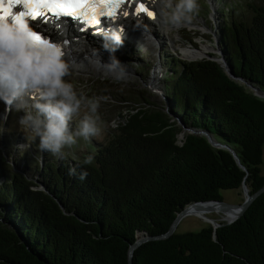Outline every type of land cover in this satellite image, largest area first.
Returning <instances> with one entry per match:
<instances>
[{
    "label": "trees",
    "instance_id": "obj_1",
    "mask_svg": "<svg viewBox=\"0 0 264 264\" xmlns=\"http://www.w3.org/2000/svg\"><path fill=\"white\" fill-rule=\"evenodd\" d=\"M240 3H223L220 44L235 77L264 91V0ZM164 67L171 112L185 126L206 130L229 146L245 170L230 150L213 147L203 135L188 134L181 144L179 123L137 98L138 106L119 113L104 142H77L83 146L78 156L60 160L51 153L43 158L47 151L14 152L15 163H24L18 171L12 164L5 169L0 160V264H128L139 232L164 235L192 203L223 200L222 191L244 183L250 194L264 186V99L212 60L170 56ZM133 259L264 264V193L236 222L176 231L143 244Z\"/></svg>",
    "mask_w": 264,
    "mask_h": 264
},
{
    "label": "rangeland",
    "instance_id": "obj_2",
    "mask_svg": "<svg viewBox=\"0 0 264 264\" xmlns=\"http://www.w3.org/2000/svg\"><path fill=\"white\" fill-rule=\"evenodd\" d=\"M224 1L199 0L200 9L194 19L189 24L182 26L179 30H172L166 34L159 28L158 16H156L157 19H149L143 13L139 21L136 16L134 19L138 21L141 29L136 28L131 30L136 34V37L138 36V39L134 36H128L126 33L123 44L114 53L117 55L121 64L125 65L129 71V76L124 80H116L115 76L111 73L100 70V66H97V64L86 70L72 67L67 78L70 79L75 88L83 92L86 97L98 98L99 100L100 106L97 115L100 118L98 125L102 131L99 136L90 138V141L97 144L104 142L107 129L117 127L118 121H120L119 113L126 115V112L132 109L131 107L138 106L135 104L138 103L137 98L140 99L143 97L154 105L172 113L166 100L169 97L167 98L164 92V75L169 70L164 67V60L165 58L173 56L175 59L181 61L193 62L201 60L208 54H212L217 59H222L223 50L220 44L219 29L222 15L221 10L226 7L223 4ZM239 1H241L239 6L244 4L243 0H238V3ZM239 6L238 8L242 10L243 7ZM143 15H145L146 19ZM125 26L127 25L125 24ZM57 37L62 39L61 36L59 37V34H57ZM79 42H81L77 44L79 47L87 48L91 52L96 51V48H98L96 45L100 43L91 40L87 45L85 44L84 38H81ZM205 48L207 51L203 55L196 57L191 55L192 52H205ZM101 49L103 48L101 47ZM96 52L101 55H99L100 57L94 58L98 60L100 58L105 63L110 62L108 51L103 49L102 51L98 50ZM221 65L226 68L222 61ZM128 93L129 95H127ZM33 94L26 96V98H32L30 100L32 104L29 107L26 106L28 103L24 101L19 103H22L26 107L17 106V104L13 105L14 102L6 103L0 99V160L5 161H3L5 169H8L6 164H12L14 171L23 169L24 163L21 162L19 165L15 163L12 154L14 152L17 155H20L21 151L26 152L28 150L38 152L41 155L45 152L37 147L39 145V138L33 131V126L42 119L35 108L38 97L35 93ZM112 96L119 98V101L116 99L113 100ZM121 98H125L128 103L123 102ZM26 101L28 102L29 100L26 99ZM88 112L87 103L82 104L80 110L73 115L70 121V128L73 131L77 129L79 121ZM26 116L31 117V119L22 122V118ZM81 139L83 138L78 137L77 142H83ZM82 150L83 146L79 143L66 148L64 160H69V153H74L78 156ZM46 153L50 152H45L43 158L45 156L47 157ZM262 172L264 173V151ZM221 194L223 201L230 204L239 205L246 198L243 188L222 191ZM207 218L219 223L229 222L226 220L225 213L209 211L205 212L204 215L192 214L184 217L178 224L176 231L179 233L198 232L202 228L211 225Z\"/></svg>",
    "mask_w": 264,
    "mask_h": 264
},
{
    "label": "clouds",
    "instance_id": "obj_3",
    "mask_svg": "<svg viewBox=\"0 0 264 264\" xmlns=\"http://www.w3.org/2000/svg\"><path fill=\"white\" fill-rule=\"evenodd\" d=\"M158 4V24L165 34L189 24L200 9L199 0H158ZM34 32L30 20L19 12L0 17V99L18 104L35 93L38 97L35 108L42 118L33 126L39 148L64 159L65 149L76 144L78 137L89 140L101 134L99 100L86 97L67 78L73 65L59 44L46 39L37 42ZM125 35L113 25L101 34L102 48L114 54ZM98 63L113 72L118 81L129 76L126 66L115 55L110 56L109 63H102L100 58ZM85 103L89 112L73 131L70 121ZM29 119L26 116L22 122ZM91 159L88 157V161ZM86 176L85 171L80 179Z\"/></svg>",
    "mask_w": 264,
    "mask_h": 264
},
{
    "label": "snow or ice",
    "instance_id": "obj_4",
    "mask_svg": "<svg viewBox=\"0 0 264 264\" xmlns=\"http://www.w3.org/2000/svg\"><path fill=\"white\" fill-rule=\"evenodd\" d=\"M134 0H0V17L7 16L13 12V9L18 5H22L20 15L36 21L41 18L40 22L45 23L48 20V14L59 19L61 17H73L82 23H86L89 27H95L102 24V18L109 22H114L118 10L122 6L132 8ZM141 13L146 14L148 18L154 19L155 12L151 11L148 6L141 0L134 8V14L140 16ZM129 12L124 11L123 16L128 17ZM33 28L37 25L33 24ZM125 27L120 26V31H124ZM96 31H102L97 28ZM34 38L37 42L41 40H49L45 35H42L37 28L34 32ZM67 40L63 44H68Z\"/></svg>",
    "mask_w": 264,
    "mask_h": 264
},
{
    "label": "water",
    "instance_id": "obj_5",
    "mask_svg": "<svg viewBox=\"0 0 264 264\" xmlns=\"http://www.w3.org/2000/svg\"><path fill=\"white\" fill-rule=\"evenodd\" d=\"M221 53V51H220ZM203 59H207V60H212L214 62H217L218 64L221 65V61L225 64L226 68H224L222 65L221 67L224 69V72L229 76V78L241 82L243 81L240 78H236L235 75L233 74V72L229 69L228 64L226 62L225 59V54L222 51V59H217L215 56H213L212 54H208L206 55ZM220 60V61H219ZM109 63V62H106ZM96 66V65H95ZM100 66L99 68H102V65H97ZM244 82V81H243ZM241 82V83H243ZM246 85V87L251 90L253 92V94L259 98L264 99V91L261 90L259 87L255 86L253 83L250 82H246L243 83ZM167 100V105L170 107L169 105V99ZM168 116L170 118H172L173 121H177L179 123V125L182 127V132L178 135L179 141L182 144L183 141L185 140V136L188 134L191 135H203L207 138V140L211 143V145L213 147L216 148H225L230 150L233 155L235 156L237 162L240 164L239 159L236 155V153L234 151L231 150V148L227 145H223L217 141H215L212 136L206 131V130H202V129H197V128H193L192 126L187 127L184 125V123L182 122V118H178L176 117L173 113H169L167 110L165 111ZM240 166L242 168H244L241 164ZM245 170V168H244ZM242 188L245 191V195L246 198L244 200L243 203L237 205V204H230L227 203L223 200H211V201H205V202H195L192 203L188 206H186L181 212H179L175 218V220L173 221L169 231L164 234V235H158V236H150L148 233L146 232H139L137 234V239L136 242L131 244L128 250V255H127V261L128 264H134V252L136 249H138L140 246H142L143 244L152 241V240H162V239H166L168 237H170L172 234H174L177 230L178 224L180 223V221L188 216V215H192V214H197V215H204L205 212H209V211H218V212H226V211H234L236 212V217L234 218L233 221L230 222H223V223H219V222H215L212 219H208V222L213 226L214 229H217L218 227H221L223 224H232L234 222H236L240 217H242L244 215V213L248 210V208L252 205V203L261 195L264 193V186L262 188H260L258 191H256L253 194L249 193V189L247 188V185L244 183ZM38 190H42L45 191V189H43L42 187H38ZM61 208H63V206L61 205ZM214 238H216V235H214Z\"/></svg>",
    "mask_w": 264,
    "mask_h": 264
},
{
    "label": "bare ground",
    "instance_id": "obj_6",
    "mask_svg": "<svg viewBox=\"0 0 264 264\" xmlns=\"http://www.w3.org/2000/svg\"><path fill=\"white\" fill-rule=\"evenodd\" d=\"M136 1H137L136 4H138L139 2H141V0H134V2H136ZM143 2L146 4V6L149 7V9L151 11L155 12V14H156L155 15V19H157L156 16H158V13H159L158 0H143ZM136 4L133 5L132 8H128L127 6H124V9L123 10L124 11L128 10L130 12H134V8H135ZM133 15L134 16L132 18L131 17H126L125 18L124 16L119 17L118 22L116 24H110L108 26L107 30H110L113 25H116V26L120 27V26H123V25L126 24L128 26V28H127V26H125V30L123 32L125 34L127 33L128 36H134V37H136V34L132 30L133 29H136V28L141 29L140 26H139V24H138V21L141 20V18H140L141 15L139 17L137 16L138 17L137 18L138 21H135L134 18L136 17V15L135 14H133ZM82 29H83L82 26H76V27H74L73 31L71 33H68V34L66 33L68 30H66L65 32H63L61 29H59L58 31L57 30L54 31L52 29H47V30H51V32L49 33V37L50 38L56 39L57 34H59V36H62L63 39H66L69 42L68 44H65V49H63L61 47L62 50L66 54V59L69 61L70 64L73 65L74 68H83L84 70H86V69H89L93 65H96V64L97 65H100V63H98V59L97 58H94V57H100L99 55H101L100 53H98L96 51H98V50H101L102 51L103 50V49H101V47H102L101 34L104 31H106V29H104V31H101V32L96 33V34H91V32L87 33L86 35H80V34H76L75 33V31L78 32V30H82ZM44 32H46V31L43 30V33ZM81 38H84L85 44H87V45H88L89 41H91V40H95L98 43L100 42L99 45L98 44L96 45V46H98V48H96V51L91 52L87 48H81V47H79V45H77V44L81 43V42H79V41H81ZM100 45H101V47H100ZM213 50H215V49H213ZM206 51H207V49L205 50V52L204 51L203 52L202 51L192 52L191 55L194 56V57H196L198 55H203L204 53H206ZM109 55L111 56V55H115V54L109 53ZM115 57L118 59L117 55H115ZM87 61H89V62L87 63ZM102 61L103 60H101V62ZM102 63H105V62H102ZM100 70H102L103 72H106V73H111L113 76H115L113 72L109 71L107 68H105L103 66H102V68H100ZM30 94L31 95H34L33 93H30ZM28 100L29 101L27 102L26 101V98L24 97L21 101H24V102H26L28 104L31 103L30 102L31 99L28 98ZM224 213L226 214V220L229 221V222L230 221H233L234 218L236 217V212H234V211H226Z\"/></svg>",
    "mask_w": 264,
    "mask_h": 264
}]
</instances>
